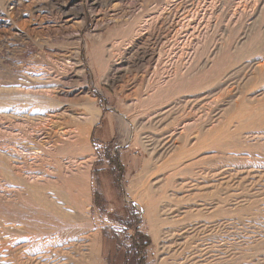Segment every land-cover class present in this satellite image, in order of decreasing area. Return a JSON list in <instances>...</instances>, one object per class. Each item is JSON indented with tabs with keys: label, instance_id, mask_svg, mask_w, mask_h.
<instances>
[{
	"label": "rangeland",
	"instance_id": "rangeland-1",
	"mask_svg": "<svg viewBox=\"0 0 264 264\" xmlns=\"http://www.w3.org/2000/svg\"><path fill=\"white\" fill-rule=\"evenodd\" d=\"M0 264H264V0H0Z\"/></svg>",
	"mask_w": 264,
	"mask_h": 264
},
{
	"label": "trees",
	"instance_id": "trees-1",
	"mask_svg": "<svg viewBox=\"0 0 264 264\" xmlns=\"http://www.w3.org/2000/svg\"><path fill=\"white\" fill-rule=\"evenodd\" d=\"M137 238H138V243L133 242L131 244V247L137 250L139 254H141L142 251L145 249V247L148 245L149 239L144 234H137Z\"/></svg>",
	"mask_w": 264,
	"mask_h": 264
}]
</instances>
